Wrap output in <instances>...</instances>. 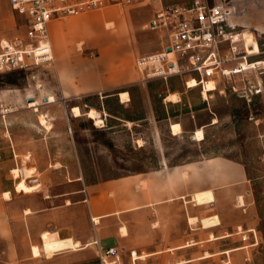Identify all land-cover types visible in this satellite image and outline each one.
<instances>
[{"label":"rangeland","instance_id":"rangeland-1","mask_svg":"<svg viewBox=\"0 0 264 264\" xmlns=\"http://www.w3.org/2000/svg\"><path fill=\"white\" fill-rule=\"evenodd\" d=\"M194 1L165 0L167 4H191ZM208 1H223L235 7L233 20L239 25L236 34L254 33L261 48V54L249 56L248 62L263 60L264 0ZM93 13H108L111 21L119 20L124 24L140 81L114 92L65 101L56 76L57 62L56 66L0 73V96L18 98L24 101V106L30 107L31 102H37L39 108L42 105L41 114H46L53 128L47 130L44 127L46 169H30L34 172L32 175L52 181L76 179L85 174L89 181H103L148 173L163 163L176 165L218 157L233 165L240 164L247 173L245 180L234 181L227 187L210 185V180H204L206 189L223 199L224 211L238 223L240 233L215 245L212 243L210 248L204 246L183 254L173 253L143 264H264V67L237 72L245 60L231 62L228 68L235 73L218 77L217 90L206 98L201 87H187L190 78L185 74L172 75L168 79L161 76L148 78L146 71L138 66L139 55L159 53L163 43L167 42L162 33L145 28L153 16L152 6L136 3L109 7L60 21L77 20ZM16 15L17 34H23L22 17ZM116 30L107 32L117 33ZM235 46L238 52L245 51L244 41ZM80 53L98 56L99 50L84 48ZM122 91L129 92L124 100L129 101L125 103L118 95ZM173 93L180 96L179 102L166 100ZM51 96L56 101L48 103L46 98ZM75 106L81 108L84 116L73 115L72 107ZM6 107L10 109L13 105ZM91 109L101 113L103 125L97 126L86 116ZM173 123L182 125L180 134L173 135ZM201 128L205 139L198 141L194 134ZM14 170L10 175L14 182L20 180L16 186L18 192L14 191L11 200H7L5 194L0 197V264H133V259L141 258L137 252L133 256L131 252L122 254L124 257L118 252V256L103 259L101 248L95 245L83 248L85 244L77 250L59 251L55 233L44 232L41 238L37 233L36 213L31 219L27 216V194L23 188L33 186L26 182L29 178L25 175L26 169H19V177ZM4 173L5 170H0V177L4 178ZM0 181L4 183L5 180ZM216 182L219 181H212ZM240 197L245 201L243 206ZM80 216L78 214L77 228L83 231L84 217ZM244 229L251 231L244 233ZM34 246L40 249V256H34ZM209 252L217 255L211 256Z\"/></svg>","mask_w":264,"mask_h":264},{"label":"crops","instance_id":"crops-1","mask_svg":"<svg viewBox=\"0 0 264 264\" xmlns=\"http://www.w3.org/2000/svg\"><path fill=\"white\" fill-rule=\"evenodd\" d=\"M11 6L10 0H0V40L17 35L18 16ZM111 20L108 13H93L77 20L54 21L50 26L63 100L102 95L140 81L124 24ZM107 23H113L114 27L109 28ZM105 24L107 30L117 28V33L107 32ZM84 48L98 49L99 55L80 53ZM126 92L129 94L128 91L118 94L123 103L129 101L122 98ZM0 105H13L4 118L0 113V170H5L4 178L0 177L5 180L0 181L1 197L17 191L20 180H12L13 169H46V132L39 120L42 105L35 111L24 106V101L9 96H0ZM15 105L23 106L15 108ZM237 165L218 157L176 165L163 163L148 173L103 181H89L85 174L76 179L52 181L32 175L26 182L33 187L23 188L30 211L26 210V214L31 219L36 213L37 233L41 238L44 232H52L64 239L74 238L80 246L85 244L83 248L93 245L105 250L114 248L120 256L128 252L133 256L137 252L141 258L133 259V264H143L173 253L210 248V244L240 233L238 223L224 211L223 199L207 190L204 181L227 187L234 181L245 180L246 170ZM214 180L219 182L212 183ZM143 183H147L146 188ZM32 188L37 191L30 193L34 191H28ZM205 192L212 193V197L204 203L196 202L195 197ZM78 214L84 217L83 231L77 228ZM215 216L220 219L219 225L202 228L203 218ZM190 218L199 221L191 224Z\"/></svg>","mask_w":264,"mask_h":264},{"label":"built area","instance_id":"built-area-1","mask_svg":"<svg viewBox=\"0 0 264 264\" xmlns=\"http://www.w3.org/2000/svg\"><path fill=\"white\" fill-rule=\"evenodd\" d=\"M136 3L152 6L153 16L145 28L167 38L161 52L143 55L137 60L148 78L168 79L172 75L185 74L205 89L211 80L235 73L228 64L238 59L247 61L246 49L238 52L234 43L235 7L223 1L167 4L165 0H10L12 10L22 17L25 31L0 40V73L56 66L50 33L54 21ZM186 85L188 87V81ZM0 108L3 118L9 114L8 107L1 105ZM100 252L103 259L118 256L114 248Z\"/></svg>","mask_w":264,"mask_h":264},{"label":"bare ground","instance_id":"bare-ground-1","mask_svg":"<svg viewBox=\"0 0 264 264\" xmlns=\"http://www.w3.org/2000/svg\"><path fill=\"white\" fill-rule=\"evenodd\" d=\"M235 26L237 28L239 25L236 24ZM108 27L112 28V27H114V24L113 23H109ZM240 41H244V44H245V47H246L245 48L246 49L245 53L247 54V61H245L242 64V68L239 69L237 72H243V71H246V70H249V69H252V68H256L258 66H263L264 67V59L263 60H258V61L253 62V63L248 62L249 61L248 60L249 56L261 54V48H260L259 44L257 43V41L255 40V34L254 33H243L241 35L240 33H237L236 36H235L234 43L237 44V42H240ZM195 87H199V83L195 79H190L188 81V88L192 89V88H195ZM202 90H203L204 96L206 98H209V93L214 92V91L217 90L216 81L211 80L209 83H207V85L205 86V89H202ZM128 95L129 94L127 92L124 93L122 95L123 100L127 99ZM47 100H49L48 103H53V101L54 102L56 101V98L54 96H51V97H48ZM166 100L169 101V102L177 103V102H179L181 100V98H180V96L177 93H173V94L169 95L166 98ZM29 105H30V107H33L35 109V111H39V105H38L37 102H31V103H29ZM72 111H73V115H75V117L84 116V114H83V112H82V110H81V108L79 106L73 107ZM86 116L89 117L90 119L94 120L97 126L103 125L105 123L104 117L101 116V113L98 110H96V109L89 110L86 113ZM40 121H41V124L43 126H45L47 129L51 128V125L47 121V118H46L45 114H41L40 115ZM214 123H217V120H215ZM128 124L131 125L132 123L128 122ZM171 128H172V131H173L174 135H178V134H180L182 132V125L180 123H173L171 125ZM194 137L198 141H203L205 139L204 129L203 128L198 129L195 132ZM13 172H14V174H16V177L20 176V170L19 169L15 168V170ZM32 174H34V172L32 173V171L30 169H26L25 170V175H27L28 177H31ZM34 189L35 188H32V189H29L28 191H32ZM211 197H212V193L205 192V193H201L198 196H196L195 199L197 200L196 202L204 203ZM5 198L7 200H11V194L10 193H5ZM244 202L245 201L243 200V198L240 197V205L243 206ZM27 212H29V211H27ZM198 221H199L198 218H190V223L191 224H196ZM219 224H220V219H219L218 216H215V217H212V218H203L201 225H203L202 228H208V227L216 226V225H219ZM55 237L58 238L56 240L57 241L56 242V247H57V249L59 251H66L67 249L68 250H71V249L77 250L80 247V242L75 241L74 238L64 239V238H61L58 233L55 234ZM33 254L36 257L40 256L41 255L40 249L38 247L34 246L33 247Z\"/></svg>","mask_w":264,"mask_h":264},{"label":"water","instance_id":"water-1","mask_svg":"<svg viewBox=\"0 0 264 264\" xmlns=\"http://www.w3.org/2000/svg\"><path fill=\"white\" fill-rule=\"evenodd\" d=\"M167 51H168V52H170V51H171V49H170V48H168V49H167ZM31 100H32V99H31Z\"/></svg>","mask_w":264,"mask_h":264}]
</instances>
